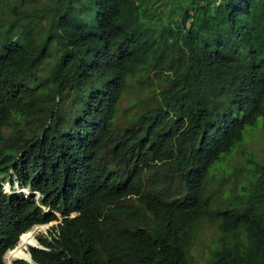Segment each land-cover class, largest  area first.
I'll return each instance as SVG.
<instances>
[{"label": "trees", "instance_id": "16d2710c", "mask_svg": "<svg viewBox=\"0 0 264 264\" xmlns=\"http://www.w3.org/2000/svg\"><path fill=\"white\" fill-rule=\"evenodd\" d=\"M262 127L264 0H0V264H264Z\"/></svg>", "mask_w": 264, "mask_h": 264}, {"label": "rangeland", "instance_id": "374dc122", "mask_svg": "<svg viewBox=\"0 0 264 264\" xmlns=\"http://www.w3.org/2000/svg\"><path fill=\"white\" fill-rule=\"evenodd\" d=\"M149 101L144 98V95L141 97L137 96V93L133 91H128L120 102L119 105V122H124L130 116V112H135L136 110L142 111L145 106L149 105ZM243 152L236 153L229 161L230 167L233 170L232 175L229 177L230 182H234L238 184L242 179H245L246 176H242V171L245 168V160L247 155L250 154L253 158L259 159L260 161H264V128L251 132L248 134V140L244 143L241 148ZM231 186V184H230ZM3 189L5 192H9L10 186L9 184H5ZM22 192L24 194H28V190H20L18 185H14L11 189V193L14 191ZM55 225L54 223L46 224V225H37L34 226L29 231L32 233V240L34 241L33 245H25L24 252L28 254L29 260H23L19 258L10 257L8 252L4 256L5 264H15L17 261H23L25 263H32L30 254L28 253L29 247H40L38 244L39 238H44L48 229ZM25 234V233H24ZM23 235V234H22ZM21 235V236H22ZM219 235L218 227L216 224L209 223L208 221H203L197 228L194 233L193 245L191 248L192 256L197 260L199 264H204L210 254V250L217 242V238ZM20 236V237H21ZM20 239V238H19ZM19 246V242L18 245ZM16 246V248H17ZM27 246V248H26ZM15 249V248H14Z\"/></svg>", "mask_w": 264, "mask_h": 264}, {"label": "bare ground", "instance_id": "6f19581e", "mask_svg": "<svg viewBox=\"0 0 264 264\" xmlns=\"http://www.w3.org/2000/svg\"><path fill=\"white\" fill-rule=\"evenodd\" d=\"M34 241L32 240V233L30 231L26 232L25 234H23L20 239H19V246H17V248L8 251V254L10 257H14V258H19V259H23V260H29V256L27 253H25L24 247L25 245H33ZM39 245V244H38ZM27 248V246H26Z\"/></svg>", "mask_w": 264, "mask_h": 264}, {"label": "clouds", "instance_id": "9594fccd", "mask_svg": "<svg viewBox=\"0 0 264 264\" xmlns=\"http://www.w3.org/2000/svg\"><path fill=\"white\" fill-rule=\"evenodd\" d=\"M16 248V247H15ZM36 248H39V247H36Z\"/></svg>", "mask_w": 264, "mask_h": 264}]
</instances>
